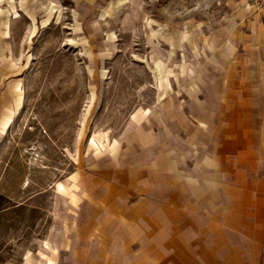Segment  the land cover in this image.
<instances>
[{"label": "rangeland", "instance_id": "rangeland-1", "mask_svg": "<svg viewBox=\"0 0 264 264\" xmlns=\"http://www.w3.org/2000/svg\"><path fill=\"white\" fill-rule=\"evenodd\" d=\"M49 1L16 25L18 110L0 136V264L38 250L71 177L117 155L133 120L209 93L264 25V0Z\"/></svg>", "mask_w": 264, "mask_h": 264}, {"label": "crops", "instance_id": "crops-1", "mask_svg": "<svg viewBox=\"0 0 264 264\" xmlns=\"http://www.w3.org/2000/svg\"><path fill=\"white\" fill-rule=\"evenodd\" d=\"M50 4L0 0V136L18 110L17 22ZM255 32L209 93L143 113L117 155L75 173L53 233L9 264H264V25Z\"/></svg>", "mask_w": 264, "mask_h": 264}]
</instances>
